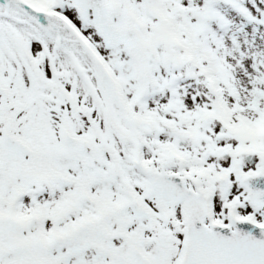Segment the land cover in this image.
Returning a JSON list of instances; mask_svg holds the SVG:
<instances>
[{"label": "snow or ice", "instance_id": "6c2138e0", "mask_svg": "<svg viewBox=\"0 0 264 264\" xmlns=\"http://www.w3.org/2000/svg\"><path fill=\"white\" fill-rule=\"evenodd\" d=\"M0 264H264V0H0Z\"/></svg>", "mask_w": 264, "mask_h": 264}]
</instances>
